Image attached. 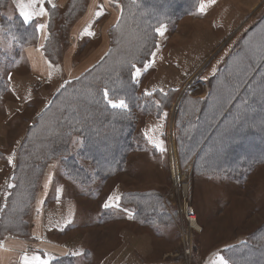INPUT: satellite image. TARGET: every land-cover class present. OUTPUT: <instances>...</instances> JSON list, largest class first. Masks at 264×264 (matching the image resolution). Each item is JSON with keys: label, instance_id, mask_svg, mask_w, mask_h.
<instances>
[{"label": "rangeland", "instance_id": "rangeland-1", "mask_svg": "<svg viewBox=\"0 0 264 264\" xmlns=\"http://www.w3.org/2000/svg\"><path fill=\"white\" fill-rule=\"evenodd\" d=\"M197 3L193 12L156 29L148 58L133 68V73L140 69V75L134 79L138 93L162 92L169 97L159 110L135 114L133 130L137 146L127 154L123 170L106 179L93 180L91 186L68 178L61 156L47 160L41 174L35 168L28 169L23 146L54 95L109 52L121 13L120 4L115 0H37L34 7L42 10V14L31 20L37 24L38 37L35 43L20 47L4 36L0 26V52L4 58L0 62V74L7 86L0 100V218L5 212L2 209L12 202V196L24 195L23 190L35 180V195L25 220L29 235L36 202L39 196H45V239L64 240L80 248L85 246L79 250L81 254L75 255L74 264H217L218 256H224L233 264L234 256L229 258L224 249L247 241L264 223V163L253 167L242 180L195 173L193 160L182 163L177 153L178 115L185 98L189 99L186 115L198 118L199 101L207 97L213 76L228 63L246 34L253 33L251 28L262 23L252 37H246V48L241 51V57L246 55L241 64L249 62L246 66L249 69L256 66L264 55V40L260 42L264 39V0H199ZM98 11H102L101 16L95 15ZM16 15L14 0H7L0 8V21ZM85 29L94 35H85ZM49 35L52 38L47 47L51 59L42 47ZM35 44H40L49 62L45 74L33 73L26 58L25 47ZM100 51L102 53L97 54ZM238 63L234 57L228 64L235 68L239 67ZM259 68L254 76L264 74V64ZM238 73L234 87L218 84L219 95L216 101L213 97L215 104H210L206 111L210 119L199 124L195 135L198 143L209 138L215 145V150L203 151L205 156L210 154L213 161L232 155V141L217 145V139L228 132L227 128V131H217V119L235 99L232 93L254 77ZM248 99L255 103L249 112H255V121L264 124V86L256 87L247 98L235 101L239 107L250 101ZM156 101L159 103V99ZM226 123L232 124L233 118ZM81 143L82 137L74 135L69 144L71 151L78 150ZM172 146L179 172L188 178L189 192L185 196L179 194L174 185L170 166ZM75 155L87 169L92 168L77 153ZM150 190L162 197L169 213L168 223L153 225L139 221L131 216L129 209L119 205L125 192ZM54 202L58 206H53ZM106 203L112 206L106 208ZM186 206L192 209L196 226L183 215ZM6 230L0 229V239L5 234L6 237L20 235L13 225L10 231ZM242 238L244 241L234 243ZM246 260L247 264H264V254L256 260L258 263L249 254Z\"/></svg>", "mask_w": 264, "mask_h": 264}, {"label": "trees", "instance_id": "trees-1", "mask_svg": "<svg viewBox=\"0 0 264 264\" xmlns=\"http://www.w3.org/2000/svg\"><path fill=\"white\" fill-rule=\"evenodd\" d=\"M6 1L0 0V6H4ZM198 1L115 0L121 6V13L118 24L114 27L115 36L109 52L81 76L69 80L39 115L23 146L26 148L23 153L28 159V169L35 168L40 173L49 160L61 156L66 176L83 186H91L93 180L106 179L123 170L127 154L137 146L133 130L135 114L138 111L148 113L159 110L163 107L165 98L169 97L168 93L162 92L138 93L136 80L132 78L133 66L144 63L148 58L155 42L156 29L164 23L172 24L182 16L193 12ZM261 24L251 28L253 33L249 31V34L247 33L243 38L242 44L230 55L228 63L235 57L238 59L239 67L233 68L225 63V66L213 76L207 97L199 101L201 108L197 119L186 115L188 110L186 102L189 99L184 98L181 101L177 124L180 130L176 139L177 153L182 163L193 160L195 173L219 174L242 180L253 167L264 163V124L255 121V112H249L250 107L255 103L252 99H248L250 101L238 107L235 101L247 98L256 87L264 86V74L253 75L264 64V55L252 69L246 67L249 66V62L246 65L241 64L245 62L246 57V55L241 57V51L244 52L243 48L248 42L246 37H252ZM0 26L4 29V36L19 47L35 43L38 37L37 24L33 20L25 22L18 15L12 19L3 17ZM49 29L52 33V28ZM51 38L49 35L42 46L48 59H51L48 55L50 48L47 47ZM3 59V54L0 52V62ZM237 73L241 76L247 73L254 77L232 93L235 99L219 113L217 131L227 128L228 132L217 139V145L221 146L227 140L232 141V155L220 161H213L210 154L205 156L203 151H206V148L214 149L215 145H212L209 138L198 143L195 135L199 131V124L210 119L206 111L210 104H215L219 95L218 84L234 87ZM246 78L248 79L249 76ZM5 85L6 82L0 74V100L6 90ZM105 90L108 92V99H105ZM121 99L127 104L126 109L113 108L108 103V100ZM156 99H159V103ZM262 105L264 110V99ZM251 117V120L247 119ZM230 118H233V123L227 124ZM51 132L54 134L49 136L48 133ZM74 135H80L82 143L78 150L72 152L69 144ZM73 153H77L90 163L92 168L87 169ZM35 189L34 180L27 185L24 192L22 191L24 195L12 196L13 200L8 202L9 206L2 209L5 212L0 218V229L5 228L8 232L13 225L17 230L19 229V237L29 236L25 220ZM119 205L129 209L131 216L142 222L154 225L170 221L162 197L151 190L125 192L121 196ZM4 237L6 234L2 238ZM224 250L229 258L231 255L234 256L233 264H247V254L256 262L264 254V223H261L247 241ZM52 264H74V261L71 256H63L54 260Z\"/></svg>", "mask_w": 264, "mask_h": 264}, {"label": "crops", "instance_id": "crops-1", "mask_svg": "<svg viewBox=\"0 0 264 264\" xmlns=\"http://www.w3.org/2000/svg\"><path fill=\"white\" fill-rule=\"evenodd\" d=\"M46 1L48 2V0ZM36 2L37 0H14L16 13L20 15L23 20H25L22 12L27 11L31 17L29 20H34L36 15L42 14V10L35 9L34 3ZM25 48V55L29 61L32 72L36 74L47 73L46 71L49 70V62L42 54L40 44H35V46L30 45ZM101 53L102 51L97 54ZM48 188L50 189V186ZM44 197L45 196H39L38 201L36 202V212H34L33 220H31L32 227L28 237L20 238L16 236H8L0 239V264H21V257L25 254L29 257L32 255H39L41 259L49 260V264H52L54 260L63 256H71L75 262V255L81 254L79 250L85 246L80 248L78 246L75 247L74 244H70V242L67 244L64 240L55 241L45 239V225L43 219H45L46 213L43 207L46 204ZM52 205L58 206V203L54 202ZM87 236H90V234ZM241 241H244V239L242 238L240 240H236L234 243Z\"/></svg>", "mask_w": 264, "mask_h": 264}, {"label": "snow or ice", "instance_id": "snow-or-ice-1", "mask_svg": "<svg viewBox=\"0 0 264 264\" xmlns=\"http://www.w3.org/2000/svg\"><path fill=\"white\" fill-rule=\"evenodd\" d=\"M202 10V8H201ZM22 15L24 16L25 22H27L31 17L30 14L27 11L22 12ZM96 16H101L102 15V11H98L95 14ZM40 27H43V25H41ZM85 35L87 36H91L94 35V33L90 32L88 29H85L84 32ZM135 67V66H133ZM145 68H147V65H145ZM140 75V69H137L133 75L132 78L136 79L138 76ZM105 99H108V92L107 90H105ZM108 103L113 107V108H119V109H126L127 108V104L125 103V101L123 99L119 100V101H112V100H108ZM157 147L163 151V148L160 145H157ZM9 163H11V158H9ZM49 179H51V177H49ZM9 187H11V185H9ZM110 199H114L116 201H119V197H110ZM112 205L110 204H105L104 207L108 208L111 207ZM117 207L119 206L118 204L116 205ZM75 255V253H74ZM51 259V258H49ZM21 264H49V260L46 259H41V257L39 255H32L31 257H29L27 254H25L24 256L21 257ZM217 264H229V261L227 259H225L224 256H218V260H217Z\"/></svg>", "mask_w": 264, "mask_h": 264}, {"label": "bare ground", "instance_id": "bare-ground-1", "mask_svg": "<svg viewBox=\"0 0 264 264\" xmlns=\"http://www.w3.org/2000/svg\"><path fill=\"white\" fill-rule=\"evenodd\" d=\"M170 153H171V165L170 166H172V173H173L175 188L179 194L185 196L189 192L188 178H186L184 175H182L179 172V168L177 165L178 164L177 156H176L173 146H172V151ZM191 220H192L191 225L196 226L197 224L194 223V217H192Z\"/></svg>", "mask_w": 264, "mask_h": 264}, {"label": "built area", "instance_id": "built-area-1", "mask_svg": "<svg viewBox=\"0 0 264 264\" xmlns=\"http://www.w3.org/2000/svg\"><path fill=\"white\" fill-rule=\"evenodd\" d=\"M192 213H193V211H192V209L190 207H187L186 206L184 208V214L183 215H185L186 219L188 221H190V222L193 220V219L191 220V218L193 217V214Z\"/></svg>", "mask_w": 264, "mask_h": 264}]
</instances>
